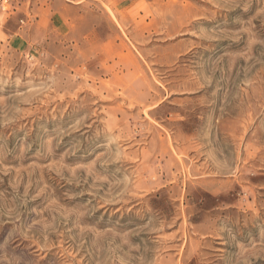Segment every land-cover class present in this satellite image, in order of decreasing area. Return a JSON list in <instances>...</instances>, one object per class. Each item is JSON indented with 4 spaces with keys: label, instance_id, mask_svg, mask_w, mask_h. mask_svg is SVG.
<instances>
[{
    "label": "rangeland",
    "instance_id": "1",
    "mask_svg": "<svg viewBox=\"0 0 264 264\" xmlns=\"http://www.w3.org/2000/svg\"><path fill=\"white\" fill-rule=\"evenodd\" d=\"M0 264H264V0H0Z\"/></svg>",
    "mask_w": 264,
    "mask_h": 264
}]
</instances>
